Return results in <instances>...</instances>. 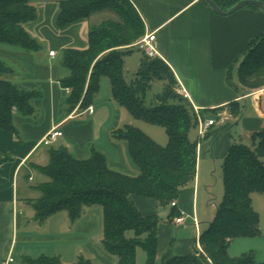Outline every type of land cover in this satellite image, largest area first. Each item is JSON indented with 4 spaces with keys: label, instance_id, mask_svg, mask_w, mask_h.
<instances>
[{
    "label": "trees",
    "instance_id": "16d2710c",
    "mask_svg": "<svg viewBox=\"0 0 264 264\" xmlns=\"http://www.w3.org/2000/svg\"><path fill=\"white\" fill-rule=\"evenodd\" d=\"M209 7H211L205 0ZM218 5L236 1L214 0ZM230 5V6H231ZM258 7L255 5H251ZM56 25H68L89 18L94 12L110 10L114 17L92 25L87 46H69L63 50L61 64L69 74L61 79L70 88L65 103L68 111L92 104L99 90L101 77L110 80L112 98L125 107L132 117L144 119L165 128L168 143L161 145L140 128L127 124L113 131V136L125 140L127 152L139 168L137 175L110 169L106 156L96 148L86 159L76 158L69 148L49 149L46 165H32L46 177L34 188L39 196L30 202L35 218L44 221L52 214L66 211L72 221L85 207L99 205L103 210L102 245L117 257V264H137V249L146 253V264H264L252 254L231 257L228 247L238 237L260 233V216L252 204V193H264V127L251 134L249 142L234 141L223 158L224 195L210 226L197 239L200 248L187 254L174 255L171 248L159 260L158 212H142L134 198L152 199L163 208H170L168 220L179 214L172 205L184 189L196 182L198 145L189 137L198 126L197 112L187 97L178 92L177 79L171 68L160 58L143 53L134 79L124 78V55L146 31L145 23L130 0H60ZM38 18L36 0H0V44L16 50L38 52L41 44L29 31L28 25ZM126 46V49L117 47ZM236 70L243 91L264 88V33L251 40L241 60L232 66L227 81L232 83ZM11 67L0 59V129L17 133L14 116L35 113L32 101L41 97L38 90H24L3 75ZM159 79L163 90L155 95L153 104H146L145 95L151 83ZM242 105L229 103V111L240 116ZM12 160L0 153V165ZM30 178V173L29 177ZM177 216V215H176ZM132 231L133 235L128 233ZM31 264H65L58 256H42ZM70 264H98L80 254Z\"/></svg>",
    "mask_w": 264,
    "mask_h": 264
},
{
    "label": "crops",
    "instance_id": "0c3cea01",
    "mask_svg": "<svg viewBox=\"0 0 264 264\" xmlns=\"http://www.w3.org/2000/svg\"><path fill=\"white\" fill-rule=\"evenodd\" d=\"M59 1L37 0L38 18L28 25L29 28L52 36L59 29L56 25ZM229 1L237 3L240 0ZM130 2L142 17L145 32H156L159 57L173 71L178 89L188 93L190 103L201 115L216 120L206 137L199 139L198 159L224 158L234 141L248 140L253 132L264 127V88L241 90L233 83L235 69L231 70L233 85L227 81L229 70L241 60L251 40L264 33V9L247 5L229 15H221L202 0ZM230 5L225 2L219 6L227 10L234 4ZM90 18L59 29L57 32L60 35L52 39L48 54L18 51L0 44V59L11 67L3 78L21 89L41 92V97L32 101L36 110L33 115L14 116L16 134L0 129V153L12 156V160L0 165V264H31V260L42 256H58L63 263L70 264L80 254L98 264H117V257L108 253L102 245L101 206L85 207L74 221L66 211L38 221L30 202L39 196L34 187L46 180L31 166L46 165L51 146H65L78 159L88 158L92 148H96L105 154L110 169L123 173L136 172L128 159L125 141L113 136V131L120 128L128 116H122L121 105L113 100L112 94L106 101L100 99L96 101L97 105L92 103V114L79 106L70 112L66 107L69 93L62 86L61 79L69 71L58 60L56 49L86 47L87 40H83L78 31L81 22ZM51 21L53 26L48 29L45 24ZM51 50L56 51L55 56L50 55ZM232 101L242 105L240 116H234L229 111ZM103 107H113L117 112V118L104 130L98 124ZM84 114L88 117L81 119ZM56 126L62 135L49 146L40 144L41 139ZM29 173L32 179L28 178ZM20 178L22 182H19ZM195 193V186L185 188L175 209L191 211L189 196L195 199ZM134 201L140 210L156 205L154 200L142 196H136ZM175 218L159 224L158 260L172 237L171 224L181 225L175 222ZM196 248L199 249L197 238L194 243L191 239H182L172 254H187ZM9 257L13 261L8 262Z\"/></svg>",
    "mask_w": 264,
    "mask_h": 264
},
{
    "label": "rangeland",
    "instance_id": "374dc122",
    "mask_svg": "<svg viewBox=\"0 0 264 264\" xmlns=\"http://www.w3.org/2000/svg\"><path fill=\"white\" fill-rule=\"evenodd\" d=\"M37 2V0H36ZM228 6V5H227ZM231 8V7H230ZM228 8V9H230ZM227 9V10H228ZM114 17V14L110 10H102L94 12L91 15L90 19L84 20L81 22L79 27V35L83 40H87L88 31L92 25H96L104 19ZM48 29H51L53 23L49 22V24H45ZM29 31L38 39L41 44V49L37 52V54H41V52L48 54L49 48L52 42V39L58 38V32H53V35H45L43 31L37 30L35 28H29ZM50 37V38H49ZM119 49H126V46L117 47ZM58 60L61 61L63 50L62 48H57ZM22 51V50H18ZM143 57V52L139 50L137 47H133L130 49L128 53H126L123 57L124 59V78L129 83L134 79V74L139 68V63ZM57 60V61H58ZM7 63V62H6ZM8 64V63H7ZM233 83L238 84L237 76H233ZM164 82L156 79L151 83V87L147 89L145 99L146 104L148 106L153 104V100L155 95L160 93L163 90ZM111 95V85L110 80L107 76L103 75L100 81V87L97 92L93 94L92 103L96 104L97 100L103 99L108 100ZM98 104V103H97ZM96 104V105H97ZM100 104V102H99ZM124 117L127 115V119H125V123L121 125L120 128H123L127 124H132L138 128H140L144 133L150 136L153 140L161 145H166L168 143V136L166 134L165 128L158 124H153L144 119H136L133 118L129 111L120 106ZM208 113V112H205ZM99 125L101 129H105L110 123H112L117 118V112L114 111L113 107L109 109V107H103L100 112ZM88 115L84 114L81 119L87 118ZM130 120V121H129ZM237 135L236 131H233V136ZM189 137L193 142L199 141V130L198 126H194L189 131ZM249 140V139H248ZM247 139L243 142H249ZM125 141V140H124ZM237 142H240L238 139ZM126 143V142H125ZM126 145V144H125ZM44 147V146H42ZM127 148V146H126ZM134 167L136 169L135 173H127L130 175H137L139 173V168L132 161L130 156H128ZM36 175V174H35ZM223 158L221 157H208V158H199L198 159V171H197V181L195 183L190 184L188 187H196V197L189 196V202L191 211H188V217H186V222L181 224L180 226L176 224H171V234L172 237L167 246V249L171 248V252H175V246L179 243L181 244L182 239H191V242H195V239L202 234L205 230L208 229L210 223L213 221L215 214L217 212V208L220 206L223 200L224 195V185H223ZM36 177H38L36 175ZM22 178L19 179V182ZM22 182V181H21ZM178 200V199H177ZM252 204L254 209L258 212L260 216V233L255 236H246V237H238L232 240L228 247V254L231 257H240L244 254H252L256 261L264 262V193L261 192H253L252 193ZM145 212H150L151 210H156L158 212L159 223H168V208H163L158 206L157 204L151 209H141ZM192 210L194 213H192ZM152 212V211H151ZM191 212V213H190ZM179 214H175V217ZM193 216L196 217L198 221V226L194 225ZM128 235L132 236L133 232L130 231ZM138 254V264H146V253L145 251L139 247L137 249Z\"/></svg>",
    "mask_w": 264,
    "mask_h": 264
},
{
    "label": "built area",
    "instance_id": "2783aa9c",
    "mask_svg": "<svg viewBox=\"0 0 264 264\" xmlns=\"http://www.w3.org/2000/svg\"><path fill=\"white\" fill-rule=\"evenodd\" d=\"M130 46H136L139 50H141L147 57L149 58H156L159 57V50L156 38V32H145V34L139 38L135 43ZM50 55L55 56L56 51L51 50ZM68 93H70V88H65ZM178 92L183 95L184 97L188 98V93L184 89H178ZM93 106L89 105L85 112L92 114L93 113ZM198 116V130H199V139H204L208 134L212 125L215 124V118H206L198 112V109L195 108ZM62 135V131L58 128V126L53 127L49 133H47L40 141V144L45 146H49L54 143L58 137ZM30 179L32 177L30 176ZM173 206H177V201L172 202ZM186 217H188V213L185 210H180L179 215L175 218V222L178 224H184L186 222ZM194 225L198 226V221L195 216H193ZM197 245L200 248L199 241L197 239ZM13 261V258L9 257L8 262Z\"/></svg>",
    "mask_w": 264,
    "mask_h": 264
},
{
    "label": "water",
    "instance_id": "95a60500",
    "mask_svg": "<svg viewBox=\"0 0 264 264\" xmlns=\"http://www.w3.org/2000/svg\"><path fill=\"white\" fill-rule=\"evenodd\" d=\"M205 1L211 6V8L215 12L221 15H229L247 5H255L264 9V0H240L228 10H223L222 8H220V6L214 0H205Z\"/></svg>",
    "mask_w": 264,
    "mask_h": 264
}]
</instances>
